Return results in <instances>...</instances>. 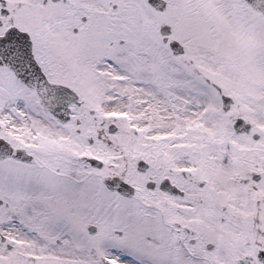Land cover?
Here are the masks:
<instances>
[{
	"label": "snow or ice",
	"instance_id": "1",
	"mask_svg": "<svg viewBox=\"0 0 264 264\" xmlns=\"http://www.w3.org/2000/svg\"><path fill=\"white\" fill-rule=\"evenodd\" d=\"M0 264H264V0H0Z\"/></svg>",
	"mask_w": 264,
	"mask_h": 264
}]
</instances>
